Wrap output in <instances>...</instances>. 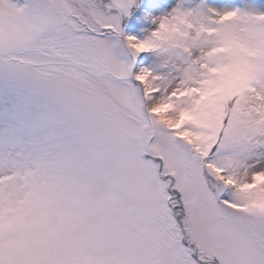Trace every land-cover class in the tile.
Here are the masks:
<instances>
[{
	"label": "snow or ice",
	"instance_id": "snow-or-ice-1",
	"mask_svg": "<svg viewBox=\"0 0 264 264\" xmlns=\"http://www.w3.org/2000/svg\"><path fill=\"white\" fill-rule=\"evenodd\" d=\"M0 264H264V0H0Z\"/></svg>",
	"mask_w": 264,
	"mask_h": 264
}]
</instances>
